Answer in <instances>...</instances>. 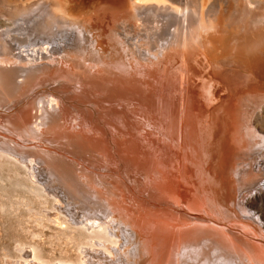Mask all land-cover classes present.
Returning a JSON list of instances; mask_svg holds the SVG:
<instances>
[{
    "label": "bare ground",
    "instance_id": "1",
    "mask_svg": "<svg viewBox=\"0 0 264 264\" xmlns=\"http://www.w3.org/2000/svg\"><path fill=\"white\" fill-rule=\"evenodd\" d=\"M20 1L0 0V157L96 242L57 264H264V6L135 0L78 16L63 0ZM70 98L108 119L79 131ZM159 132L172 151L144 154ZM135 159L147 190L169 180L161 203L131 187L119 199L113 165L133 186ZM35 250L24 256L50 264Z\"/></svg>",
    "mask_w": 264,
    "mask_h": 264
},
{
    "label": "rangeland",
    "instance_id": "2",
    "mask_svg": "<svg viewBox=\"0 0 264 264\" xmlns=\"http://www.w3.org/2000/svg\"><path fill=\"white\" fill-rule=\"evenodd\" d=\"M134 1L135 0H63L62 2L64 4V6L67 9L72 10V12L74 14H76L78 16H83V15L88 16V15H93V14L97 13L98 11L103 10L105 8L106 9H112V10H126V9L128 10V9H130V7L132 6ZM184 1H186V0H184ZM240 2L242 5L244 4L246 6L249 5L248 4L249 2H250V5H252L251 3H253L252 6H254V4H255V6L256 5L257 6H261V5L264 6V0H206V6L210 7L211 5L214 6L215 4L220 3L221 7H223L226 11V9L229 5L230 6L233 5V7H235L234 5L241 6ZM20 3H22L24 5H26V4L30 5V4H34V0H23V1H20ZM9 19L7 17H5L4 15H2L0 12V24H2V26L7 24L6 22ZM8 24H10V27L14 26L13 22L8 23ZM165 82L166 83H163L164 87H162L163 85L160 86V88L162 87L161 88L162 93H161V91H160V93L163 94L165 91L166 96H169V94H170L169 97H172L173 95H174L173 97H175L176 96L175 94L178 92L177 90H179V86H178L179 84L177 85L176 81H169L168 83H167V81H165ZM169 89H170V91H168ZM171 91H172V93H171ZM175 91H176V93L174 94ZM70 99H71V101H70ZM70 99H69V101H67V102H69L68 105L71 102H74V103H71L70 105H75V106H72L73 107L71 109L72 113L74 112V114H75L77 111L79 113L77 112L75 114L76 115L75 119H74V116H71V114H72L71 112H70L69 116H68V114H65L64 119L62 121H64L65 123L69 122L68 124L72 126V123H71L72 121H70L72 119H70V116L74 119V122H76L75 120L78 119V121L80 122V123L79 122L78 123L81 126H79L77 123L76 129H78L79 131H81L83 133L90 134L93 131H96L97 127L101 128L102 121H100V120H103V122H105V120L108 119V118L106 119L107 114L104 115L103 113H100L101 117H99L100 116L99 112H97L96 110H94L95 111L94 113L92 112L94 114V116L90 114L91 111H86L85 113L87 115H89V116H87L83 112L84 109H83V111L81 110V112L78 110V109H80V107H78V102H76L74 98H70ZM263 102H264V99H263ZM254 109H257V108L254 106ZM95 113H97L98 115ZM79 114L81 116H78ZM160 115L163 116V117L160 116L162 122L163 123L166 122V119L164 118L165 115H163V113ZM93 118H96V119H93ZM166 118H167V120L169 119L168 115H166ZM86 120H88V121H86ZM98 120H99V122H98ZM82 121H84V123ZM81 122H82V124H81ZM95 122H98L97 125ZM86 124H88L90 126L92 124V128L88 125L86 126ZM85 127H87V128L90 127V128L88 130ZM83 128H84V130L87 129L88 131L87 132L84 131ZM108 131H109V133H107ZM108 131L107 132L103 131L105 134L104 133L102 134L105 138H108L107 141H110L112 143L114 141L113 139L116 140L117 137L121 138V136L119 137L118 134L115 136L114 135L115 131H113L114 137H112L113 139L111 140V138H109V137L112 136V133L110 134V130H108ZM116 133H118V132H116ZM121 134L122 133H119V135H121ZM107 135H108V137H107ZM154 136H155L156 140H154L155 139ZM149 137H152L150 139H152V142H154L155 146H151V147H149L148 150H144V152L146 151V153H144V154L149 155V152H150V153H157L159 155H163L164 153H166V155H168L172 151L171 148L169 150V147L165 146L166 143H164L165 141L163 139H161L160 132L157 134H154V135H150ZM121 139H123V138H121ZM158 139H159V141H157ZM117 141L122 142L124 140L117 139ZM157 145H159V146H157ZM162 145L164 147H162ZM165 147L168 148L169 152L167 151V148H165ZM159 148H161V149H159ZM142 149H145V147H143ZM141 154L144 155L143 153H141ZM162 158H164V157H162ZM9 160L10 159H8V158L2 157V156L0 157V264H28V263L35 264V263H39L36 260L34 261L33 256H31L28 259L24 256V253L26 250L29 252L30 251L32 252V249H35V248H36L35 251H36L38 256L45 258L46 260H48L50 262V264H57L60 260H64V259L65 260L66 259H72V260L78 259L79 258L78 253L80 252L82 254V252H83L80 249L81 246H86V245L87 246H93L96 244L95 241H92L94 239L89 237V235H87L86 233H81L82 231H79L78 229H76L74 227L71 228V226L67 225L66 222H67L68 218L62 214V211L60 208L61 206L58 205L57 199L55 197H53V195L51 196V194L48 193L47 188L40 189L42 187H37L35 183H34L35 185H33L32 181H31L32 175L30 174V171L29 172L27 171L26 165H24V164L18 165L17 163L13 162L12 160H10V161ZM91 160H90V162L104 161L103 159H101V157L97 158V160H95V158L94 159L92 158ZM136 161L140 162V160H138V159H135L133 161V163L131 162V166L134 168L132 169V172L130 174L135 175V176L133 175L134 177L132 176L134 181L136 180V178H137L136 176L138 174H140V175H138V178H140V179L137 178L135 183L132 181L133 186L130 185L131 183L129 184L130 180L127 178V175L121 174V173H123L122 171H125V169H126L125 166H123L124 170H123V168H121L122 167L121 161L119 164L121 167H119L118 165L115 166V164L113 165L116 168H115V170H114V168H112V171L116 172V173L118 172V174H117L118 176H116L117 180L114 182L115 183L114 185H117L121 188L120 194L118 192V194L120 195L119 199L120 200L128 199L129 193H126V192H128L127 188L129 189V187H131L130 191H132L134 194L131 192L133 195H131V194L130 195L132 197L134 196V197L138 198V200L141 201V203H142V201H143V203L145 201H147L148 195H149L148 194L149 190H150V196H152V198H153L151 200H153L155 202L158 200L159 203H161L162 198H160V197H162L164 195H160V197H157V195L159 196V193L161 194V192H162V194L164 193V191H162V190H164V188L166 189L165 185L168 183L169 180L166 181V180H164V178L163 179L161 178V180L163 182H166V184L164 183L165 185L162 184L163 182L160 180L159 181L162 183L160 184V182H158L159 185L157 184V182L156 183L153 182L154 184L151 182L152 184L150 183V188L147 190L145 188V185L148 186V182L146 183V180L144 178L141 179L142 177H141L140 170H137L135 168L136 164H138V162H136ZM118 170H120V171H118ZM109 174H110V172H109ZM32 179H34V177ZM126 180L128 182V186L125 185ZM139 180H141V182L143 180L142 184L143 183H145V184L142 185ZM137 182L139 184H141L142 188L137 187V185H138ZM52 186H54V184H52ZM111 187H113V184ZM145 189H146V191L144 193ZM160 189H162V190H160ZM154 190L155 191L157 190V191L155 192ZM159 191H161V192H159ZM140 193H141V195H140ZM145 194H148V195H145ZM144 195L146 196V198L144 197ZM153 195H155L157 197L156 200H155L156 197ZM138 200H136V201H138ZM129 204H130V207L133 208L131 206L132 204L131 203H129ZM151 204L154 205V202ZM64 205H66V204H64ZM126 206H129V205L126 204ZM57 208L60 210H58ZM58 211H59V214H58ZM73 230H74V232H73ZM85 234H86V236H85ZM101 253H102V251H101ZM102 257L104 258L103 255H102ZM98 261H99V258L98 259L96 258L95 264H102V263H99ZM39 264H44V263L40 262Z\"/></svg>",
    "mask_w": 264,
    "mask_h": 264
}]
</instances>
